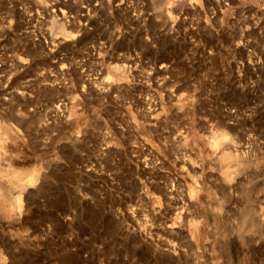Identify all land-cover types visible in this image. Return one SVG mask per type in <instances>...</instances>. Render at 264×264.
Masks as SVG:
<instances>
[{
    "label": "rangeland",
    "instance_id": "1",
    "mask_svg": "<svg viewBox=\"0 0 264 264\" xmlns=\"http://www.w3.org/2000/svg\"><path fill=\"white\" fill-rule=\"evenodd\" d=\"M0 264H264V0H0Z\"/></svg>",
    "mask_w": 264,
    "mask_h": 264
},
{
    "label": "bare ground",
    "instance_id": "2",
    "mask_svg": "<svg viewBox=\"0 0 264 264\" xmlns=\"http://www.w3.org/2000/svg\"><path fill=\"white\" fill-rule=\"evenodd\" d=\"M214 136H215V135H214ZM214 142H215V141H214ZM229 153H230V152H229ZM189 156H190V155H189ZM189 158L191 159L190 161H191V163H192L193 160H192L191 156H190ZM192 165H193V164H192ZM187 236H188V234H187ZM187 236H186V237H187ZM187 238H188V237H187ZM188 241H190V240H188ZM165 244H166V245H169V246L171 247V245H170L171 243L169 244V243L165 242Z\"/></svg>",
    "mask_w": 264,
    "mask_h": 264
}]
</instances>
